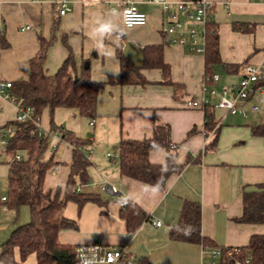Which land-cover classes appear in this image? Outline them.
Instances as JSON below:
<instances>
[{
	"label": "crops",
	"instance_id": "1",
	"mask_svg": "<svg viewBox=\"0 0 264 264\" xmlns=\"http://www.w3.org/2000/svg\"><path fill=\"white\" fill-rule=\"evenodd\" d=\"M60 1L0 0V80L28 79L30 60L43 41H51L44 62L48 74L55 73L72 56L77 69L85 65L91 79L102 84L93 118L81 116L72 107H57L52 117L45 107L40 115L38 126L49 133L44 159L53 161L47 172H51V183L46 184L49 176L46 174L44 187L52 190L64 187L70 173L72 145L61 139V128L89 141L85 150L90 161L89 181L79 185L80 192L99 193L108 200L105 205L85 203L78 213L80 227L59 231L58 241L73 246L83 243L112 246L125 250L138 263L143 257L148 264H210L212 257L202 244L170 238V230L178 223L185 201L200 204L201 234L215 247L246 246L252 234H264V224L236 220L242 213L243 192L264 182V139L252 130L264 123V93L257 87L248 99L238 103L245 114L215 107L218 95L212 96L211 104L204 108L187 105L189 100L201 97L204 84L220 91L223 85L241 79L246 63L264 62V0H206L210 6L207 22L216 27L219 41L220 63L213 67L219 79L213 84L207 80L210 75L205 71L204 51L196 50L205 48L207 22L191 21L187 12L177 8L183 0L169 2L175 20L186 29L195 28L196 46L187 35L181 43L176 32L167 31L173 21L172 11L163 10L160 3L67 0L69 10L60 14ZM125 2H133L147 14L144 25H123ZM188 9L194 12L193 7ZM109 21L117 30L105 37L97 36L94 30ZM27 25L30 28L24 29ZM145 47L161 49L168 74L159 67L143 66L140 72L145 84L135 80L122 83L119 55L142 65ZM153 55L151 52L150 58ZM233 95L230 92L228 97ZM253 106L260 110H253ZM16 114L17 103L0 92V140L6 126L11 125L14 131ZM51 120L58 127L55 131H50ZM155 123L169 125L175 163L182 166L167 178L163 189L121 176L119 171L120 139L151 138ZM10 136L5 135L7 143ZM5 145H0V246L23 222L18 218L20 211H24L22 205L15 209L3 199L8 193L10 159ZM166 157L165 147L149 152V160L155 164L164 163ZM105 181L120 191V198L135 202L145 211L147 218L134 231H127L119 216L117 197L101 189ZM88 203L98 208L89 207ZM87 217L90 222L83 228V219ZM151 220H160L162 225L156 226ZM13 256L15 264H37L35 253L21 261L15 247Z\"/></svg>",
	"mask_w": 264,
	"mask_h": 264
},
{
	"label": "trees",
	"instance_id": "2",
	"mask_svg": "<svg viewBox=\"0 0 264 264\" xmlns=\"http://www.w3.org/2000/svg\"><path fill=\"white\" fill-rule=\"evenodd\" d=\"M51 41H43L39 52L30 62V75L26 80L12 82L10 94L16 103L31 106L36 120L27 122L14 121V131L5 145V153L10 156L8 168V193L6 203L9 207L19 208L27 205L30 219L18 225L10 237L0 246V264H15L13 250L19 249L20 260L35 253L37 264H76V252L71 244L58 241V233L63 229H77L76 220L56 214L62 211L69 201L76 203L78 213L87 202L105 205L108 200L99 193L76 191L77 185L89 181L86 157L88 140L77 137L69 130H60L62 140L72 145V164L64 187L54 190L44 187L45 176L53 166L52 159H44L49 144V133L40 130L38 123L45 107L51 117L57 107L77 108L83 117L93 118L96 112L98 93L102 84L94 82L89 68L81 65L76 68L72 56H68L57 71L48 74L44 69L46 50ZM151 52H154L150 58ZM159 47L144 48V62L136 65L126 57L119 55L121 82L145 84L140 70L145 67H159L167 75L168 66L163 62ZM205 71L214 73L213 67L220 63L218 32L210 21L205 30ZM258 85L264 86V80ZM56 127L51 120V130ZM253 133L264 139V123L253 127ZM157 147L167 149L164 163L155 164L149 160V152ZM16 155L19 156L16 159ZM118 162L121 176L137 179L163 189L167 178L181 170L175 163V151L171 149L170 127L155 123L151 138L142 140L121 138L118 146ZM120 206L119 216L125 222L127 231H134L146 218L145 211L135 202L125 198ZM243 209L238 222L264 224V182L254 190H245L242 196ZM170 238L176 241L202 244L205 249L219 248L224 252L231 247H215L201 234V207L198 202L183 203L178 223L170 230ZM244 257H249L248 264H264V234H252L246 246L238 247ZM139 264H148L141 257Z\"/></svg>",
	"mask_w": 264,
	"mask_h": 264
},
{
	"label": "built area",
	"instance_id": "3",
	"mask_svg": "<svg viewBox=\"0 0 264 264\" xmlns=\"http://www.w3.org/2000/svg\"><path fill=\"white\" fill-rule=\"evenodd\" d=\"M152 2L160 3L163 10L171 12V5L169 0H150ZM60 14H64L69 7L67 6V0H61ZM188 6L194 8V12H190ZM177 8L181 11L187 12V17L194 22L205 24L209 20L210 6L206 0H183L177 4ZM173 18L172 23L168 26L167 31L169 33H177V41L183 43L187 38L191 44L198 45L196 36V30L194 27L184 28L183 24L175 20V13H170ZM147 22V14L137 7L133 2H125L122 7V23L125 27H133L135 25H144ZM30 26H25L24 29H29ZM197 51H204L203 48H196ZM219 79L218 74L213 73L207 80L213 84ZM264 80V62L261 65H254L246 63L243 67V75L241 79L232 85H223L220 91H217L213 86L209 87L204 84L202 87V95L200 98L192 99L187 102L189 107L204 108L211 104V97L218 95L217 102L214 103L215 107H220L231 113L245 114V110L242 109L238 103L248 99L258 87L262 93H264V86L258 85ZM12 82L0 80V92H5V96L15 101L11 94L10 88ZM233 92V98L228 97V94ZM253 110H260L258 106H253ZM29 120H36L34 117V109L31 106H26L17 103V114L15 121L27 122ZM94 123V119H91L90 124ZM13 129L11 125L6 126L3 133V138L0 140V145L7 144L5 135L12 134ZM91 152V150H90ZM110 157L113 155L109 154ZM19 156L16 155V159ZM101 189L108 192L111 195L120 198V191L112 184L103 182ZM81 187H77L76 191L80 192ZM3 199H6L5 197ZM120 206H123V201L119 202ZM152 224L156 226L162 225L160 220H151ZM76 252V264H139L135 261L125 250L107 246L97 243H83L74 246ZM212 260L210 264H248L250 258L244 257L239 252L238 247L227 248L222 252L219 248H211L207 250Z\"/></svg>",
	"mask_w": 264,
	"mask_h": 264
},
{
	"label": "rangeland",
	"instance_id": "4",
	"mask_svg": "<svg viewBox=\"0 0 264 264\" xmlns=\"http://www.w3.org/2000/svg\"><path fill=\"white\" fill-rule=\"evenodd\" d=\"M49 175V176H48ZM51 172H49L48 174H47V176H48V178L46 179V184H47V182H48V184L49 183H51ZM79 185H77V187H78ZM102 194L104 195V196H107V195H105V193L104 192H102ZM108 197V196H107ZM87 206H89V207H92V208H98V206L97 205H95V204H92V203H88V205ZM88 207V208H89ZM21 208H22V211H23V209H24V211H25V213H23V212H21L20 211V215H19V220L20 221H23L21 224H24V223H26V222H28L29 221V219H30V210H29V207L27 206V205H22L21 206ZM22 213V214H21ZM66 215H65V214ZM61 215L63 216V215H65L66 217H68V218H70V219H74V220H76V222H78V225H79V227H80V224H79V220H77L78 218H79V215H78V207H77V205H76V203H74L73 201H69L68 203H67V205L62 209V211H60L59 213H57L56 214V219H59L60 217H61ZM83 223H82V227L83 228H86L87 227V225H88V223L90 222V219L87 217L85 220L83 219ZM73 230H77V229H73Z\"/></svg>",
	"mask_w": 264,
	"mask_h": 264
},
{
	"label": "clouds",
	"instance_id": "5",
	"mask_svg": "<svg viewBox=\"0 0 264 264\" xmlns=\"http://www.w3.org/2000/svg\"><path fill=\"white\" fill-rule=\"evenodd\" d=\"M117 30V26L112 22L101 23L94 31L99 37H105Z\"/></svg>",
	"mask_w": 264,
	"mask_h": 264
}]
</instances>
